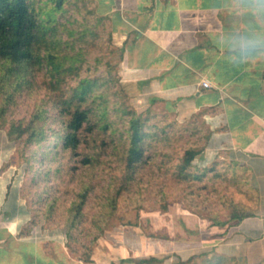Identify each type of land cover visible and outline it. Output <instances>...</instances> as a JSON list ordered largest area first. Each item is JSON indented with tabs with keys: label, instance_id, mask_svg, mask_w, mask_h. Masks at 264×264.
Wrapping results in <instances>:
<instances>
[{
	"label": "trees",
	"instance_id": "trees-1",
	"mask_svg": "<svg viewBox=\"0 0 264 264\" xmlns=\"http://www.w3.org/2000/svg\"><path fill=\"white\" fill-rule=\"evenodd\" d=\"M83 1L0 0V130H5L8 139L15 143L21 162L32 174L31 183H44L45 189L37 195L38 203L45 205L50 200V209L43 208V215L50 219L61 206V197L55 192L60 190L61 183L64 184V192L69 195L63 210L66 214L64 224L66 236L73 240L75 231H82L79 226L85 217L88 200L100 187L99 210L91 222L93 243L103 230L101 225L116 212L119 198L129 190L137 173L150 165L173 182L185 186L194 183L205 190L230 191L223 202L233 206L234 211L229 219L217 225L227 228L237 225L245 216L241 212L255 204L247 168L228 159L214 158L199 163L197 160L204 146L180 147L163 154L154 152L151 140L157 135L150 130L149 109L137 113L126 105L128 90L120 82L121 76L110 72L116 66L104 63L109 71L107 78L82 76L93 44L87 34L96 39L98 26H103L111 40V31L105 29L108 16L97 15L94 24L86 18L82 21L71 18L72 10L79 12L78 4ZM96 61L101 63L102 58ZM72 79L76 82L70 85ZM115 84L119 90L116 94L111 91V85ZM39 87L46 90L45 96L30 117L8 119L7 113L17 97ZM112 95L117 98L111 100ZM111 103L121 115L128 116L120 128L111 116ZM161 131L166 133L165 129ZM110 151L118 155L117 166L111 164ZM160 155L163 158L158 159ZM105 167L111 172L103 170ZM46 188H50V193L45 198L42 194ZM235 194L240 195L237 202ZM167 196L164 191L160 192V207L164 211L168 205L164 201ZM66 246L73 252L69 245ZM252 254L250 264H264L263 255ZM129 260L135 264H162L164 261L156 256ZM239 260L235 255L206 251L179 263L240 264ZM84 261L89 262V257Z\"/></svg>",
	"mask_w": 264,
	"mask_h": 264
},
{
	"label": "crops",
	"instance_id": "crops-1",
	"mask_svg": "<svg viewBox=\"0 0 264 264\" xmlns=\"http://www.w3.org/2000/svg\"><path fill=\"white\" fill-rule=\"evenodd\" d=\"M109 2L102 15L110 21L111 39L118 35L119 74L139 88L134 95L146 97L147 104L167 102L182 118L197 114L205 122L199 163L228 159L248 169L255 204L227 233L234 228L240 250L264 256V63L233 65L225 43L257 28L246 0ZM203 80L211 87H202ZM7 195L0 183V264H67L65 246L27 230V221L6 208Z\"/></svg>",
	"mask_w": 264,
	"mask_h": 264
},
{
	"label": "rangeland",
	"instance_id": "rangeland-1",
	"mask_svg": "<svg viewBox=\"0 0 264 264\" xmlns=\"http://www.w3.org/2000/svg\"><path fill=\"white\" fill-rule=\"evenodd\" d=\"M83 2L78 4L79 12L72 10L74 15L71 18L78 21L86 18L94 24L97 15L106 14L111 8L109 0H84ZM73 26L76 27L77 24ZM106 28L110 30L108 20L105 21ZM98 31L99 36L96 39L91 34H87V39L92 40L93 44L87 54L81 74L82 76L107 78L109 71L105 67L106 62L116 66L110 71L113 75L119 74L120 52L119 47L116 46H120V40L118 41L116 34L112 35L113 39L109 40L103 26H98ZM96 58H102V62L97 63ZM75 82V79H72L69 83L71 85ZM120 82L128 90L129 100L126 101L128 107L134 108L137 113L149 109L150 130L157 135L151 140L154 152L163 154L173 149L178 150L180 147H202L204 145L208 127L197 114L182 118L177 115L172 105L158 99L147 104L146 97L145 99L143 96L134 97L139 88L126 82L122 77ZM45 91L43 87H39L30 94L19 95L14 106L9 109L7 118L10 120L28 119L36 104H39L40 99L45 96ZM111 91L114 94L118 93V86L111 85ZM116 98L114 95L111 96V100ZM110 110L116 125L119 128L122 127L128 116L121 115L122 113L114 103H111ZM162 129H165V134L161 131ZM109 155L111 164L117 166L118 155L114 151H110ZM159 158L163 156L160 155ZM103 170L110 171L108 167ZM136 176L129 190L119 198L116 212L101 225L103 230L92 243L91 237L94 230L91 222L97 216L98 201L102 195L101 188L97 187L85 208V217L79 226L82 231L76 230L75 238L70 240L66 236L64 224L66 214L63 210L67 204L66 199L69 197L64 192V184L61 183L60 190L55 192V195L61 197L59 200L61 206L50 219H47L43 215V208L50 209V200L45 205L42 204L43 202L39 204L37 196L42 189H45L44 183L42 181L36 185L31 183L32 174L27 170L26 164L21 162L15 143L8 139L5 130H0V183L7 188L10 195H7L10 201L6 204V208L13 209V213L16 211L23 222L27 221L24 225L27 230L34 228L37 234L49 235L50 244L60 241L69 256L67 264H110L111 262L135 264L129 259L149 256L162 258L164 260L162 264H180L181 260L185 261L193 255L206 251L235 255L240 257V264H250L253 254L248 251L246 253L245 248L239 249L234 228L227 233L226 225H217V222H225L229 219L234 211L233 206L223 202L224 198L229 196L230 191H224L222 188L213 191L205 190L194 183L185 186L173 182L167 177L168 175L157 172L156 167L150 165H145ZM107 179L105 176V180ZM103 183L104 181L101 186ZM161 191L168 195L164 199L168 203L166 211L160 207ZM47 193H50V188H46L42 196L46 198ZM239 196L235 194V202ZM253 207L246 208L241 213L250 214ZM4 216V214L0 215V220ZM88 229L91 231L90 235H88ZM66 245H69L73 252ZM51 246L50 253H52ZM89 246L91 248L87 249ZM253 249L255 248H251V252ZM88 257L90 261L85 262L84 259Z\"/></svg>",
	"mask_w": 264,
	"mask_h": 264
},
{
	"label": "clouds",
	"instance_id": "clouds-1",
	"mask_svg": "<svg viewBox=\"0 0 264 264\" xmlns=\"http://www.w3.org/2000/svg\"><path fill=\"white\" fill-rule=\"evenodd\" d=\"M246 11L256 22V30L225 41L235 66L264 63V0H246Z\"/></svg>",
	"mask_w": 264,
	"mask_h": 264
},
{
	"label": "built area",
	"instance_id": "built-area-1",
	"mask_svg": "<svg viewBox=\"0 0 264 264\" xmlns=\"http://www.w3.org/2000/svg\"><path fill=\"white\" fill-rule=\"evenodd\" d=\"M201 86L204 87V88H209L211 87L210 83L207 81V80H203L201 82Z\"/></svg>",
	"mask_w": 264,
	"mask_h": 264
}]
</instances>
